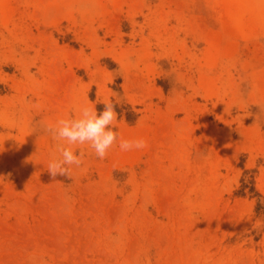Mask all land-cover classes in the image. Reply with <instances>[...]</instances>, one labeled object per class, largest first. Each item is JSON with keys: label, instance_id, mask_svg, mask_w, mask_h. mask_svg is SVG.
<instances>
[{"label": "rangeland", "instance_id": "374dc122", "mask_svg": "<svg viewBox=\"0 0 264 264\" xmlns=\"http://www.w3.org/2000/svg\"><path fill=\"white\" fill-rule=\"evenodd\" d=\"M109 100L147 146L53 180L45 125ZM258 202L264 0H0V264H264Z\"/></svg>", "mask_w": 264, "mask_h": 264}, {"label": "clouds", "instance_id": "9594fccd", "mask_svg": "<svg viewBox=\"0 0 264 264\" xmlns=\"http://www.w3.org/2000/svg\"><path fill=\"white\" fill-rule=\"evenodd\" d=\"M118 102L111 100L103 104L98 111L95 106L83 103L78 115L70 114L58 118L53 124H46L45 131L54 141L55 150L49 154L47 170L55 180L57 176L72 179L73 169H80L84 161V153L78 152L77 146L88 145L95 155L104 159L108 151L119 141L121 151H132L147 146L143 139H123L114 130L118 119Z\"/></svg>", "mask_w": 264, "mask_h": 264}, {"label": "trees", "instance_id": "16d2710c", "mask_svg": "<svg viewBox=\"0 0 264 264\" xmlns=\"http://www.w3.org/2000/svg\"><path fill=\"white\" fill-rule=\"evenodd\" d=\"M103 109V104H99L98 107H97V110L100 111ZM125 109V108H124ZM130 109V107H129ZM117 112L120 114V117L123 115V109H120L119 106L117 107ZM127 118H128V121H131L132 120V117L131 116H135L136 115L132 112L130 113H127ZM250 184H254V180L251 178L250 180L248 179H242V187L241 189L238 191L237 195L238 196H246L247 194H251L252 196L254 197H262L255 189V187H251ZM264 209V205H260V202H258V212L259 210H262Z\"/></svg>", "mask_w": 264, "mask_h": 264}, {"label": "bare ground", "instance_id": "6f19581e", "mask_svg": "<svg viewBox=\"0 0 264 264\" xmlns=\"http://www.w3.org/2000/svg\"><path fill=\"white\" fill-rule=\"evenodd\" d=\"M32 258V257H31Z\"/></svg>", "mask_w": 264, "mask_h": 264}]
</instances>
